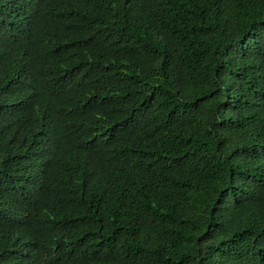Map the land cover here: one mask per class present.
Here are the masks:
<instances>
[{
	"label": "trees",
	"instance_id": "1",
	"mask_svg": "<svg viewBox=\"0 0 264 264\" xmlns=\"http://www.w3.org/2000/svg\"><path fill=\"white\" fill-rule=\"evenodd\" d=\"M0 264H264V0H0Z\"/></svg>",
	"mask_w": 264,
	"mask_h": 264
}]
</instances>
